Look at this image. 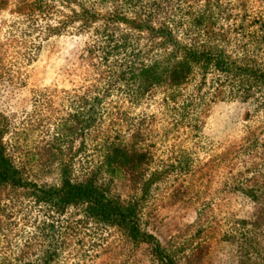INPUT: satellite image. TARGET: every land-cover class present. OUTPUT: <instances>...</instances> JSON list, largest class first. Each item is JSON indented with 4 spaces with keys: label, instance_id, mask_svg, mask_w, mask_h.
Returning a JSON list of instances; mask_svg holds the SVG:
<instances>
[{
    "label": "rangeland",
    "instance_id": "374dc122",
    "mask_svg": "<svg viewBox=\"0 0 264 264\" xmlns=\"http://www.w3.org/2000/svg\"><path fill=\"white\" fill-rule=\"evenodd\" d=\"M159 2L180 30L199 16L201 28L213 31L211 41L226 45L233 57L243 51L264 61V0ZM10 19L0 12V20ZM6 37L1 29L2 62L14 66L0 82V125L5 138L16 133L15 157H37L24 164L29 178L56 186L62 166L73 179L95 170L107 195L135 204L140 228L177 264H264V195L258 196L264 193V105L258 90L245 101L228 98L214 90L213 73L204 79L195 73L174 91V100L165 85L135 97L124 81L108 79L110 56L87 52L104 47L102 39L53 37L24 63L15 61ZM146 37L133 35L134 51L140 50L133 62L163 56L159 41ZM97 91L104 92L93 127L54 135V125L70 121L81 98ZM107 143L146 154L138 180L122 172L108 176L101 158ZM0 264L159 263L148 245L133 243L115 227L82 220L74 209L57 216L22 190L4 187Z\"/></svg>",
    "mask_w": 264,
    "mask_h": 264
},
{
    "label": "trees",
    "instance_id": "16d2710c",
    "mask_svg": "<svg viewBox=\"0 0 264 264\" xmlns=\"http://www.w3.org/2000/svg\"><path fill=\"white\" fill-rule=\"evenodd\" d=\"M161 4L159 0H0V12L6 11L11 16L9 21L0 20V30L5 29V41L12 46L15 61L24 63L33 61L42 45L53 37L90 34L102 39L104 47L96 46L87 52L101 50L103 56H110L113 64L108 65V79L112 84L118 79L124 81L135 97L165 85L170 90L169 99L174 100V91L195 73L202 79L213 73L209 80L218 95L226 92L228 98L245 101L256 89L260 104L264 105V61L259 63L243 51L240 57H233L226 45L211 41L213 31L201 28L199 16L192 15L189 23L186 22L187 28L180 30V23L158 8ZM260 26L264 28V22ZM135 34H145L146 41L158 40L157 46L164 49L163 56L147 63L143 58L133 62L134 52L140 54V50L134 51ZM2 58L0 52V82H6L5 76L10 77L13 64L7 68ZM103 92L97 91L93 97L83 96L79 110L69 115L71 120L54 125V135L71 137L77 131L83 133L93 127L98 96ZM199 99L202 100L200 97L191 100ZM7 133L0 125V188L22 190L34 203L57 216L74 209L82 220L115 227L133 243L148 245L159 264H177L152 235L140 228L135 204L107 195L95 170L88 171L81 179H73L67 166H62L58 185L37 182L28 177L24 165L37 157L22 152L20 157H15L12 152L18 149L14 141L16 133L5 138ZM101 158L108 176L122 172L133 182L147 163L144 152L129 151L113 143H107ZM261 195L264 193L259 192L258 196Z\"/></svg>",
    "mask_w": 264,
    "mask_h": 264
}]
</instances>
